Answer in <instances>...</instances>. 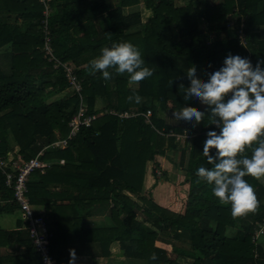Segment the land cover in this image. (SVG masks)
<instances>
[{
  "label": "trees",
  "instance_id": "1",
  "mask_svg": "<svg viewBox=\"0 0 264 264\" xmlns=\"http://www.w3.org/2000/svg\"><path fill=\"white\" fill-rule=\"evenodd\" d=\"M138 5L149 12L147 19L141 11H127ZM51 7L48 31L55 55L74 66L87 113L100 117L66 148H51L68 138L80 95L63 69L54 70L44 57L40 0H0V155L6 157L15 146L28 161L47 148L42 159L51 166L45 174L34 172L28 189L54 234L51 252L58 264H68L72 247L99 264L97 258L112 256L114 244L124 257L118 264H264V177H245L257 203L234 217L230 205L212 195V185L195 174L200 166L211 167L203 142L207 131L218 129L207 113L199 124L173 119L184 107L206 111L197 101L184 104L176 82L190 87L187 70L201 72L197 78L204 82L229 54L247 57L253 65L264 61V0H187L184 6L176 0H118L115 5L52 0ZM121 41L138 47L151 77L131 82L127 74L109 69L112 78L104 80L90 71L88 62L101 47ZM133 93L141 96L139 104L126 99ZM106 111L135 115L121 120ZM158 156L186 173L184 213L143 194L151 163L155 180L159 169L166 176ZM13 197L0 169V215L19 210ZM97 217L106 226L88 224ZM230 230L236 234L230 236ZM165 246H172L171 253ZM0 264H43L24 225L15 231L0 228Z\"/></svg>",
  "mask_w": 264,
  "mask_h": 264
},
{
  "label": "clouds",
  "instance_id": "2",
  "mask_svg": "<svg viewBox=\"0 0 264 264\" xmlns=\"http://www.w3.org/2000/svg\"><path fill=\"white\" fill-rule=\"evenodd\" d=\"M88 64L104 80L112 78L109 69L127 74L131 82L153 75L138 47L128 41L101 47ZM187 79L190 87L176 82L184 104L197 101L206 111L184 107L173 119L199 124L207 113L210 124L218 129L207 131L203 142L202 154L211 167L200 166L195 174L212 185V195L229 204L234 217L243 215L257 203L255 190L245 177H264V61L253 65L247 57L229 54L206 81L197 78L195 68L187 70ZM126 99L141 102L138 93ZM246 149L249 154H244ZM68 264H76L74 249L69 250Z\"/></svg>",
  "mask_w": 264,
  "mask_h": 264
},
{
  "label": "built area",
  "instance_id": "3",
  "mask_svg": "<svg viewBox=\"0 0 264 264\" xmlns=\"http://www.w3.org/2000/svg\"><path fill=\"white\" fill-rule=\"evenodd\" d=\"M44 5L45 11L43 13L42 25L46 34L44 40V47L42 52L45 54V59L48 63L54 64V70L59 71L63 69L67 81L76 93L80 95V109L76 116H74L70 123V134L68 138L59 139L53 144L51 148H66L68 141L76 137L78 131L85 127L89 128L100 117L99 114L89 115L87 113V104L82 97V81L76 74L75 68L70 63H63L55 55L52 41L48 31V18L52 13L51 2L52 0H40ZM233 26V24H230ZM241 43L245 44V35L240 33ZM106 113L117 115L121 120L128 119L135 115V113H116L114 111H106ZM151 116V111H148L145 117L148 119ZM41 150L38 155L30 160L22 159L18 151H10L6 157L0 155V169L6 175V185L13 191L14 197L12 203L19 208V212L24 220V229L29 231L30 238L32 239L38 254L41 257L43 264H58L57 259L51 252V241L54 236L53 232L47 223V218L42 210H38L34 206L29 197L28 182L30 176L40 171L45 174L46 170L51 166V162L43 160L45 150ZM63 164L64 161H61Z\"/></svg>",
  "mask_w": 264,
  "mask_h": 264
},
{
  "label": "crops",
  "instance_id": "4",
  "mask_svg": "<svg viewBox=\"0 0 264 264\" xmlns=\"http://www.w3.org/2000/svg\"><path fill=\"white\" fill-rule=\"evenodd\" d=\"M144 7V6H143ZM14 146V144L12 145ZM14 150L15 151H18L19 148L18 147H14ZM157 161L159 163H161L163 169L167 172L166 173V176H168L170 179H171V175L170 173L173 172V170L176 168L174 166H172V164H168L167 162V158L166 157H156ZM187 161L189 162V158L187 159ZM151 165H153L151 163ZM151 166L149 165L148 169H147V173H146V177H145V192H147L148 188H151V186H153V183L154 184H159V185H155V194H157L159 196V198L162 199V201L164 202H169L170 200V193H172V189H175V187H173V185H171L170 182H168V180H166L163 185V182L162 183H159L157 182L156 180L153 182L152 181V170L150 168ZM173 168V170H172ZM178 175H180L178 173ZM155 179V178H154ZM172 181V180H171ZM167 184V185H166ZM171 185V186H170ZM184 186H177V189L180 188L181 189V195L182 197H185L186 196V200H187V195H188V191H189V185L188 184H184ZM147 188V189H146ZM63 190L61 188H52V192L53 193H60L62 192ZM150 192H154V190L152 191V188L150 190ZM172 200V199H171ZM186 200L184 201V203H186ZM185 207V205H184ZM182 208V207H181ZM39 210V208H37ZM177 212H181L183 213V209L181 211H177ZM6 215H8L7 217H5ZM0 228L3 229V230H6V231H15L17 229L20 228V225H24V220L22 218V215L21 213L19 212V210H14L12 212H4L3 214L0 215ZM3 220L5 221V223H3ZM93 220V219H92ZM91 219L88 220V224L91 226H95V227H98V226H106V224L104 223L102 217H97V218H94V220L92 221ZM91 222V224H90ZM118 245V244H117ZM71 249H74L75 250V253H76V264H91V257L89 255H82L80 254V248L78 247H72ZM113 249L111 248V251ZM3 252L5 253L6 250H3ZM112 258L109 257V258H102V257H99L97 258L99 264H110L108 263V261Z\"/></svg>",
  "mask_w": 264,
  "mask_h": 264
},
{
  "label": "rangeland",
  "instance_id": "5",
  "mask_svg": "<svg viewBox=\"0 0 264 264\" xmlns=\"http://www.w3.org/2000/svg\"><path fill=\"white\" fill-rule=\"evenodd\" d=\"M109 1V3H113V5H115L116 4V2L118 1V0H112V1H110V0H108ZM186 2H187V0H176V4L178 5V6H184L185 4H186ZM127 11L128 12H130V13H133V12H137V11H141L142 12V17H143V19H147L148 18V16H149V12H147L146 10H145V8L143 7V5H138V6H133V7H129L128 9H127ZM234 22L235 21H231V24H234ZM229 23V22H228ZM231 27H232V25H230ZM203 28H205L204 26H203ZM202 75V73L201 72H197V77H200ZM100 103H101V101H99V105H100ZM101 106V105H100ZM175 120V119H174ZM190 139V138H189ZM188 139V140H189ZM192 142H193V138H191L190 140H189V144H192ZM183 143H184V141H180V146L181 145H183ZM10 144L11 145H13L14 144V140L12 139V137H10ZM15 147V146H14ZM14 151V149L12 150V152ZM174 155H172V154H170L169 155V157L171 158V160H173L174 162H177V160H178V156H174ZM175 157H176V160H175ZM169 158V159H170ZM168 162V161H167ZM61 163V162H60ZM168 164H170V163H168ZM150 166H152V165H150ZM172 166H174V167H176V165H174V163H172ZM172 170H173V168H172ZM159 171L160 172H157V175H159L160 176V178L159 179H157L156 181L157 182H159V183H162L163 182V185L165 184L164 182L166 181V180H168V182H170L171 183V185H173V187H175V189H172V188H170L171 190H172V193H170V200H169V202L167 203V202H164V201H162V199L161 198H159V196L157 195V194H155V187L157 186V185H159V184H154L153 183V186H151V188H152V191L154 190V192H150V190H151V188H148V190H147V192H145V190H143L144 192H143V194L144 195H146V196H150V194L152 195V197H153V199H154V201L156 202V203H158L159 205H161V206H163V207H165V208H168V209H170V210H172V211H174V212H177V211H181L182 209H183V213L185 212V207H184V205H185V203H184V201L186 200V196L185 197H182V195H181V189L180 188H178L177 189V186L179 185H181V186H184L185 187V183H186V173H185V171H182V170H180L179 168H175L174 170H173V172H171L170 173V175H171V179L168 177V176H164L163 174H162V171H161V169H159ZM156 173V172H155ZM161 173V174H160ZM178 173L180 174V175H178ZM172 180V181H171ZM152 181L154 182L155 181V179H154V177H153V175H152ZM156 185V186H155ZM167 185V184H166ZM170 185V186H171ZM144 189H145V185H144ZM147 189V188H146ZM145 197V196H144ZM172 199V200H171ZM182 207V208H181ZM8 215H6L5 217H7ZM0 221H1V219H0ZM3 223H5V221L3 220ZM230 236H232V235H235L236 234V230H230L229 231V233H228ZM262 239V238H261ZM263 241H264V238H263ZM262 241V242H263ZM157 245L159 246V247H161L162 246V244L161 243H157ZM264 245V244H263ZM168 250H169V253H171V251H172V246H165ZM112 258L108 261V263H110V264H118L119 262H122L123 260H124V257H123V255H122V253L120 252V249H119V247H118V245L117 244H114L113 246H112ZM172 256V258L173 257H175V255H171Z\"/></svg>",
  "mask_w": 264,
  "mask_h": 264
}]
</instances>
